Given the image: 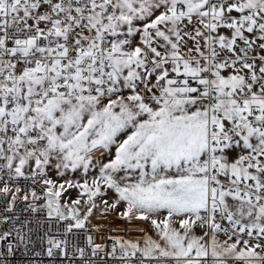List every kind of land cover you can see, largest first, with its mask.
<instances>
[{
  "label": "snow or ice",
  "instance_id": "obj_1",
  "mask_svg": "<svg viewBox=\"0 0 264 264\" xmlns=\"http://www.w3.org/2000/svg\"><path fill=\"white\" fill-rule=\"evenodd\" d=\"M0 264H264V0H0Z\"/></svg>",
  "mask_w": 264,
  "mask_h": 264
}]
</instances>
